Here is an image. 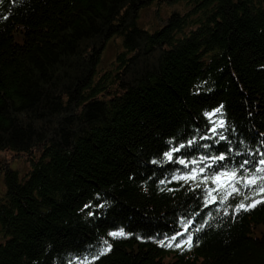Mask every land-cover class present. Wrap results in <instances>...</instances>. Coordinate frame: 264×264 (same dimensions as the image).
<instances>
[{
  "label": "trees",
  "instance_id": "obj_1",
  "mask_svg": "<svg viewBox=\"0 0 264 264\" xmlns=\"http://www.w3.org/2000/svg\"><path fill=\"white\" fill-rule=\"evenodd\" d=\"M5 153L0 264H264V0H0Z\"/></svg>",
  "mask_w": 264,
  "mask_h": 264
},
{
  "label": "rangeland",
  "instance_id": "obj_2",
  "mask_svg": "<svg viewBox=\"0 0 264 264\" xmlns=\"http://www.w3.org/2000/svg\"><path fill=\"white\" fill-rule=\"evenodd\" d=\"M154 12H145L144 16L142 17V25L144 26H150L152 23H154ZM117 44V43H116ZM117 45H112V47H116ZM113 56V49H110L106 53V60L109 61ZM8 164L7 168H9L11 171H15L18 173V175L21 177L24 174L28 172L30 169V163L27 161H24L23 157H12V155L5 153L0 154V169H4L6 165ZM4 171H0V193L3 192L2 190V182L1 178L3 179Z\"/></svg>",
  "mask_w": 264,
  "mask_h": 264
},
{
  "label": "snow or ice",
  "instance_id": "obj_3",
  "mask_svg": "<svg viewBox=\"0 0 264 264\" xmlns=\"http://www.w3.org/2000/svg\"><path fill=\"white\" fill-rule=\"evenodd\" d=\"M217 111H219V109ZM167 155H168L169 159H171V154L169 153ZM220 159H223V157H220ZM181 163H183V161H181ZM262 163H264V161H262ZM262 190H264V189H262ZM241 207H244V205L241 204ZM111 235L112 236H123L124 233L123 232H114V233H111ZM188 242H190V237H189V241ZM169 246H171V245H169ZM177 246H179V245H177ZM109 249H110V246H108V248L104 249V251H107ZM100 254H103V253H100Z\"/></svg>",
  "mask_w": 264,
  "mask_h": 264
}]
</instances>
